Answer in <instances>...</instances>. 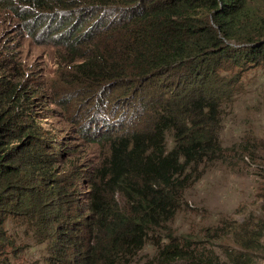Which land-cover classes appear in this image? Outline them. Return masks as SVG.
Segmentation results:
<instances>
[{
	"label": "trees",
	"instance_id": "1",
	"mask_svg": "<svg viewBox=\"0 0 264 264\" xmlns=\"http://www.w3.org/2000/svg\"><path fill=\"white\" fill-rule=\"evenodd\" d=\"M0 3L19 28L67 57L49 79L0 50V264H22L24 242L8 223L44 243L35 264L129 263L148 242L155 264H219L170 224L186 172L223 155V99L247 70L264 69V0ZM64 96L72 115L82 104L99 110L76 131L105 146L91 167L74 159L71 170L66 143L44 126ZM233 231L228 264L264 259L254 231Z\"/></svg>",
	"mask_w": 264,
	"mask_h": 264
},
{
	"label": "rangeland",
	"instance_id": "2",
	"mask_svg": "<svg viewBox=\"0 0 264 264\" xmlns=\"http://www.w3.org/2000/svg\"><path fill=\"white\" fill-rule=\"evenodd\" d=\"M1 6L0 3V50L16 53L28 68L39 71L41 78L55 79L56 71L67 67L64 50L45 43L37 35L29 36ZM231 90L232 96L222 101L216 130L223 155L218 161L203 163L195 173L186 172L190 175L184 182L183 203L170 224L176 237L190 236L192 241H199L193 247L217 259L219 264H228L224 246L231 244L233 228L238 230L240 225L254 231L264 247V149H258L261 147L258 144L264 141V69L250 68ZM67 96L76 101L75 97ZM69 97H62L60 106L51 105L55 116L43 123L61 137V147L66 143L68 154L64 163L72 166L71 170L76 168L72 165L74 159L82 158L83 165L91 167L104 155L105 146L85 142L76 131L79 132V123L99 110L82 104V111L72 115L75 107L73 110L70 107ZM95 131L102 133L101 129ZM165 142L171 147L169 134ZM79 188L81 193L87 192L85 184ZM7 228L24 242L22 264L42 262L46 254L44 243L39 244L31 230L24 235V226L8 223ZM156 252V247L148 242L129 263L123 264H155ZM255 264H264V259L256 257Z\"/></svg>",
	"mask_w": 264,
	"mask_h": 264
}]
</instances>
